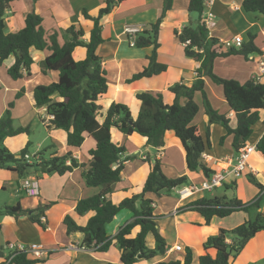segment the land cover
Wrapping results in <instances>:
<instances>
[{
	"label": "trees",
	"instance_id": "trees-1",
	"mask_svg": "<svg viewBox=\"0 0 264 264\" xmlns=\"http://www.w3.org/2000/svg\"><path fill=\"white\" fill-rule=\"evenodd\" d=\"M20 0H0V65L11 56L15 57L14 64L8 69V74L14 81L31 76V67L35 63L30 49L48 52L41 63L44 74L58 72L56 82L48 85H38L34 89L36 107L45 109L51 117L48 129L62 130L66 133V145L70 148H81L86 139H91L95 147L89 151V163L80 164L73 157L72 152L62 156H46L48 150L39 152V158L33 164L24 160L28 150H23L19 156L13 154L4 144L7 138L23 134L29 135V128H15L12 114L8 110L0 119V169L17 173L20 179L26 178L31 168L42 175H64L76 168H84L83 178L88 187H99L101 191L91 197L78 201L73 213L66 214L63 225L68 235L83 234L82 246L98 253L107 252L115 240L120 251V264H140L164 258L169 246L156 222L157 216L153 208L154 201L149 195L161 197L174 189L185 186L189 182L187 176L178 178L167 177L160 160H151L150 173L142 191L126 198L119 204H114L108 197L114 193L115 186L122 180L124 170V155L126 148L116 145L112 141V130L116 129L126 136L134 133L147 139V144L154 149L165 145V135L173 131L180 140L185 153L186 165L191 173L200 172L205 180L218 172L204 162L203 155L212 147L211 126L218 124L224 127L226 135L220 139L223 145L228 138H232V148L237 154L245 147L254 133V127L259 122L264 124L261 113L264 112V83L256 79L241 83L236 80L225 79L214 73V62L219 58L242 56L249 59L252 53L261 51L255 44V36L249 35V40L241 48H225L218 39L209 37V30L204 22L203 15L207 0H189L188 13L196 19V23L186 25L181 33L176 32L179 42L184 45L187 58L201 62L197 71V79L191 86L176 83L169 88L174 95L172 104L165 101L164 94L157 91H142L136 94L141 103L137 119L132 117L130 108L121 103H113L106 112L104 121L98 119L101 106L99 100L108 92V79L102 66V58L98 51L105 42L103 36L102 19L112 13L126 0H105L104 6L97 15L88 10L82 11V17L92 23L87 39L84 28L71 25L63 35L54 33L45 37L43 18L35 11L27 14L25 25L16 33L6 32V13L11 5ZM36 4L40 0H32ZM173 0H164V7L160 18L150 29L140 32L136 36V48L153 47V53L148 58L149 65L143 71L133 76L131 81L158 76L167 70L165 64L158 62L159 33L166 14L172 10ZM243 8L248 13H259L264 16V0H244ZM62 39V38H61ZM78 48L85 50L83 60L75 59ZM204 78H209L222 88L224 98L230 111L234 113L236 126H231L227 115L216 111L208 99ZM21 90L18 97H21ZM202 98L205 113L208 117L205 138L200 134L199 128L194 124L200 113V106L195 97ZM56 97L61 98L57 101ZM257 152L264 160V134L257 142ZM249 182L259 191V197L250 203H244L238 198L206 197L185 206V211L199 213L210 224L212 219L226 218L236 212L250 214L255 211L243 224L231 230L221 229L218 234L209 237L203 244L204 253L199 256V264H231L245 247L264 233V185L252 174L248 176ZM226 189H234L236 183ZM53 203L41 205L36 210H24L20 204L0 208V217L13 216L19 218L28 214L29 220L43 230L46 222H42L46 210ZM128 210L133 219L125 225L112 240L108 236L107 226L112 223L122 211ZM89 213L92 216L85 225H80L77 218H83ZM1 228V226H0ZM138 233L133 236L135 229ZM152 236L155 247L147 246L148 236ZM230 241V242H228ZM182 252V251H181ZM9 264H39L43 260L36 258L28 252L16 251ZM193 249L186 247L184 258L160 261L156 264H193ZM113 264V263H109Z\"/></svg>",
	"mask_w": 264,
	"mask_h": 264
},
{
	"label": "crops",
	"instance_id": "crops-1",
	"mask_svg": "<svg viewBox=\"0 0 264 264\" xmlns=\"http://www.w3.org/2000/svg\"><path fill=\"white\" fill-rule=\"evenodd\" d=\"M134 1L135 0L124 1L101 21L105 42L100 47L98 54L102 58V66L106 71L109 85L107 94L100 98L98 102L101 106L98 117L101 123L104 121L106 115L104 111L107 112L113 103H121L128 106L132 117L137 119L141 108L140 101L136 99V94L138 92H162L166 103L172 104L175 97L169 92V88L176 83H183L187 86L193 85L198 76L197 71L201 67V62L186 57L184 45L179 42L176 36V32L178 34L181 33L183 28L189 23H196V19L188 13L189 0H173L172 10L166 14L161 24L159 33L160 46L157 51L158 62L167 66L166 72L158 76L129 82L134 75L140 73L149 65L148 58L153 53V47L141 49L135 46L132 47L129 42L130 35L126 34V29L140 28L141 32L150 29L151 24L155 23L160 18L164 7V0H155L156 2L153 0H137V4H134ZM210 1L211 4L206 6V13L213 15L207 23L210 38H215L222 42L232 40L236 36H242L245 42H247L249 40V35H251L255 36L256 42L259 34L264 36V16L259 13L246 12L243 8L244 0ZM91 3L94 5L91 6ZM104 3L105 0H40L34 4L32 0H20L13 3L6 13V32H18L24 27L27 14L35 11L43 18V28L47 17L49 20H52L53 23L56 22L55 25L57 28L64 27L65 30L71 25H81L86 32L84 39H87L92 28V23L83 19L82 11L88 10L92 15H97L99 10L104 6ZM93 7L94 9H89ZM44 31L45 37L48 38L49 36L47 35L49 33L46 32L45 28ZM61 35L60 42L64 43V34L62 33ZM260 51V53H252L249 59L243 57V60L257 61V75H253L255 72L250 71L251 80L256 79L264 83V74L260 71V63L264 62V49ZM30 53L35 62L31 67V76H24L23 79L18 81L12 80L8 74V69L15 62L14 56H11L0 65V86L5 89V97H9L11 93L19 94L21 90H24L23 95L18 98L19 100L28 99L30 101L29 106L35 109V113L40 118L42 127L47 133L45 141H51V146L47 148H54L55 144L58 143L61 145L59 153L53 152L50 155L62 156L68 152H72L73 157L76 158L80 164H88L90 159L88 154L89 151L95 147L94 142L91 139H86L81 148L76 149L68 147L66 145V133L62 130L48 129L47 126L51 117L46 113L45 109L36 107L33 94L35 87L56 82L59 74L58 72H50L47 74L42 72L41 63L48 55L47 51L42 52L35 48H31ZM74 56L75 59L77 58L76 60H83L85 58V50L78 48ZM236 57L239 56L236 55L228 58L216 59L214 62V73H216L217 76L219 75V77H224L218 72V70H223L225 67V65L223 67L221 66L223 62L220 61H226ZM236 67L237 74H243L242 71L243 68L245 69V64L240 62ZM258 75L260 77H258ZM224 78L227 79V77ZM204 80L208 99L212 107L220 114L227 115L231 120V126L235 127V116L227 105L223 91L218 85L213 83L211 79L204 78ZM197 97L198 95L195 97V101L200 106V113L195 119L194 124L198 126L200 134L205 138L208 117L205 113L201 96L199 95L198 99ZM56 100L61 101L62 99L56 97ZM262 125V130L256 142H258L264 134V124L262 123ZM24 135L26 134L7 138L4 142L9 149V145L14 144V140L18 141V139H21L20 144L22 148L19 150L18 154H15L17 156H19L23 150H29L30 148L31 143L25 140L26 136ZM225 135L226 130L224 127L218 124L212 125V147L203 155L204 162L217 171L228 168L229 160L236 155L232 148V138L226 139L223 145L220 144V139ZM112 141L116 145L126 148V154L124 155V170L121 176L122 181L115 186L114 193L108 197L114 204H119L124 199L131 198L133 195H137L142 191L150 173L148 158L151 160H160L163 172L169 178L187 176L190 185L196 184V181L201 183L205 180L200 172H189L186 165L185 150L173 131H168L166 133L165 145L160 149H154L149 146L147 144V139L136 133L131 136H126L116 129L112 130ZM39 152L37 151L32 157L35 158ZM26 155L31 158L28 151ZM250 163L255 171L252 175L264 185V160L258 152L251 157ZM165 170L168 174L165 173ZM5 171L8 174V178L0 176V191H5L6 181H16L18 194L14 195V197L15 200H18L16 204H20L24 210L33 211L41 205H48L51 203L54 205L46 210L44 216L46 220L45 230L29 220L31 212L19 218L4 216L2 220H0V264H9V262L6 261L11 253L8 249L9 244H36L42 246L49 254L45 255L41 259L43 260L42 263L39 264H45L48 260H50V264H120L121 254L113 239L125 225L132 221L133 215L128 210H122L116 216L115 220L107 226L108 236L113 240L112 246L107 252L98 253L93 250L71 248V246L82 247L83 234L79 232L73 233L72 235L67 234L66 228L63 225L65 215L73 213L78 201L94 196L101 191L99 187L94 188L86 185L82 175L84 168H76L72 172L62 176L38 174L35 172L34 168H31L30 172L34 171L35 174L31 175L32 173H29V175L23 179H20L15 172ZM26 179H36L38 181L39 194L37 196H26L27 198L21 196L23 193L19 191V187ZM234 182L236 183L234 187L236 189L238 188V181L236 180L229 181L227 185L231 186ZM223 188L226 189V186H223ZM172 192L163 194L159 197L163 198L162 206L158 205L155 200V197H157L156 195H149V198L154 201L153 208L157 216L156 222L169 246V250L162 259L157 258L154 261L141 262L140 264H156L157 262L169 261L171 259L183 260L185 248L189 247L195 249V246H199V244L202 245L201 256L204 253L203 244L209 237L218 234L221 229H234L249 218L248 214L245 212H236L229 216L230 219L234 221L231 225H228L226 222L220 223L217 217L212 219L210 224H206L205 219L199 213L195 211H185L184 209L189 203L206 198L202 193H198L187 200L180 201L179 198L170 196ZM168 196L170 197L166 198ZM215 196L216 195H211L209 197ZM219 197H225V195H219ZM238 199L243 201L242 197H238ZM6 205H8V203H6ZM176 211L178 214L173 215ZM91 216L92 214L89 213L83 218H77L78 223L80 225H85ZM170 217L174 219V230H170L168 226L164 227L160 225L161 223H158V220H167V218ZM229 217H226V219ZM183 227L184 230L187 231V234L182 233L181 228ZM138 231V228L135 229L133 236H135ZM194 238L197 240L195 241ZM151 246L153 248L155 247L154 244ZM176 246L182 247L183 251H175L174 248ZM171 249L172 251L170 252ZM175 253H181V255L174 257Z\"/></svg>",
	"mask_w": 264,
	"mask_h": 264
},
{
	"label": "rangeland",
	"instance_id": "rangeland-1",
	"mask_svg": "<svg viewBox=\"0 0 264 264\" xmlns=\"http://www.w3.org/2000/svg\"><path fill=\"white\" fill-rule=\"evenodd\" d=\"M155 1V0H153ZM89 2V1H88ZM156 2V1H155ZM134 4H137L138 1L135 0L133 2ZM88 5V4H87ZM91 6L94 4L91 3ZM90 6V7H91ZM96 7V6H95ZM89 9H94L89 8ZM56 23V22H55ZM55 23H53L52 20H49L47 17L45 20V30L49 34L47 36L52 35L53 33H58L60 37L62 36L61 34L65 33L64 27H56ZM55 25V26H54ZM8 31V30H7ZM51 31V32H50ZM256 46L259 48V50L264 49V36L259 34V37L256 39L255 42ZM239 56V55H238ZM77 59V58H76ZM234 60V61H232ZM223 62L221 66L225 67L223 70L221 69L220 71L218 70L221 75L224 77H227V79L231 80H236L241 83H246L249 80H251L250 76V71H254L253 75H257V68L258 64L257 61L253 60H248L244 61L243 57L239 56L234 59L226 60V61H220ZM242 62V64H245V69L243 68L242 73L243 74H237V64ZM216 74V73H215ZM217 75V74H216ZM219 76V75H218ZM221 77V76H220ZM222 77V78H224ZM258 77H260L258 75ZM43 78V77H42ZM41 78V79H42ZM226 79V78H225ZM220 87V86H219ZM221 88V87H220ZM222 90V88H221ZM5 89L0 86V119L5 116L6 112L9 110L12 114V119H13V125L14 127L17 128H30V134L24 135L26 136L25 140H28V142L31 143L30 148L28 150L29 155L31 156V160L34 161L35 158L32 157L37 153V151H44L48 150L46 153V156H49L51 153L56 152L59 153L60 151V144H55L54 148H47L51 146V141H45V137L47 138V133L45 132L44 128L42 127V123L40 121V118L36 115L35 109H32L29 106V100L28 99H20L18 98V93L17 94H10L9 97H5ZM199 98V95L197 99ZM103 102V101H102ZM101 102V103H102ZM4 107V108H3ZM104 113H106L104 111ZM105 115V114H104ZM262 118H264V112L261 113ZM262 122H259L255 127H254V133L252 137L249 140V144L251 145H256L257 137L260 134V131L262 130ZM20 140L18 141L14 140V144L9 145V150L13 154H18L19 150L22 148L20 144ZM48 145V146H47ZM6 146V145H5ZM141 163V162H140ZM31 175H34L35 172L32 171ZM165 173L167 171L165 170ZM168 174V173H167ZM0 176L8 178V174L6 173L5 170L0 169ZM80 176V174H79ZM236 181H238V188L234 189H225L223 187H220L216 190L215 193L213 194H208V193H202L204 197H209V196H219V195H225V197L232 199V198H238L242 197V200L245 203H250L257 199L259 197V191L254 187L248 180L247 176H243L241 178H238ZM13 183V184H12ZM196 185H200L199 181L195 182ZM190 183H187V186H189ZM5 191L3 192L2 190L0 191V208L4 206H15L18 203L17 199L15 200L14 195H17V184L16 181H6L5 182ZM95 188V187H94ZM25 196L24 198H27L25 194L21 195ZM170 196L177 197V194L174 192L171 193ZM170 196L166 197L169 198ZM155 200L157 201L158 205L162 206L163 205V198L155 197ZM8 203V205H6ZM255 211H252L250 214H248V217H254ZM175 217V216H174ZM3 217H0V220H2ZM248 218V219H249ZM226 219V218H225ZM223 219V218H217V220H220L219 222H226L228 225H231L234 223L233 219ZM160 219L158 220V223H161L160 225H163L164 227L168 226L170 230H174V219L173 217L167 218V220ZM182 233L187 234V231L184 230V227L181 228ZM196 237V236H194ZM196 241L197 239L194 238ZM155 245L154 238L152 236H149L147 238V246L149 248H153L151 245ZM202 251V245L199 244V246H195V249H193L194 252V260L193 264H199V256ZM181 253H175V256H180ZM45 264H50V260L46 261ZM231 264H264V233H260L257 235L256 238H254L250 243L245 247V249L235 258L232 260Z\"/></svg>",
	"mask_w": 264,
	"mask_h": 264
},
{
	"label": "built area",
	"instance_id": "built-area-1",
	"mask_svg": "<svg viewBox=\"0 0 264 264\" xmlns=\"http://www.w3.org/2000/svg\"><path fill=\"white\" fill-rule=\"evenodd\" d=\"M211 1L207 0L206 6L210 5ZM212 14L205 13L203 15L204 22L207 26L208 21L212 18ZM141 32L140 28H127L126 29V34L130 35V45L132 47L135 46V41H136V36L138 33ZM190 42L187 41L184 46L189 45ZM221 44L227 48H241L242 45L244 44V38L242 36H236L232 40H226L222 41ZM260 71L262 74H264V62L260 63ZM51 119V118H50ZM257 152V146L256 145H251L247 144L245 147L240 149V151L233 156L229 160V167L226 169H223L221 171L216 172L211 176V178L204 180L201 182L200 185L192 184V185H185L179 188L174 189L175 193L177 194L178 198L180 201H184L189 199L190 197L198 194V193H214L216 189L223 187L224 184L228 183L229 181L237 180L238 178H241L243 176H248L249 174L255 173L254 168L252 167L250 160L251 157ZM38 157L35 158L34 161L31 160L29 156H25L24 160L28 164H33L36 161H38ZM19 191L27 196L35 197L39 194V184L36 179H26L22 185L19 187ZM178 212H174L173 215H177ZM42 222L45 223L46 220L43 217ZM72 249H81V250H91L88 249L84 246L82 247H74L71 246ZM8 249L11 251V253L16 252V251H21V252H28L33 254L36 258L42 259L45 255L49 254L44 250V248L40 245L32 244V245H15V244H9ZM175 251L181 252L183 251V248L180 246H176L174 248ZM172 249L170 250V252ZM13 258V255L9 257L10 262Z\"/></svg>",
	"mask_w": 264,
	"mask_h": 264
}]
</instances>
